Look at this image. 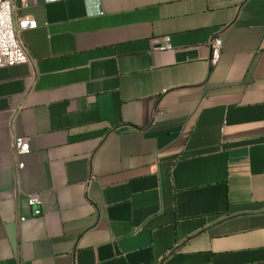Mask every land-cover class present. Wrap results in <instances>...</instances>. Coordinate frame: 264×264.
Listing matches in <instances>:
<instances>
[{
	"label": "crops",
	"instance_id": "0c3cea01",
	"mask_svg": "<svg viewBox=\"0 0 264 264\" xmlns=\"http://www.w3.org/2000/svg\"><path fill=\"white\" fill-rule=\"evenodd\" d=\"M14 16L37 28L29 61L0 68V264H264V0Z\"/></svg>",
	"mask_w": 264,
	"mask_h": 264
},
{
	"label": "built area",
	"instance_id": "2783aa9c",
	"mask_svg": "<svg viewBox=\"0 0 264 264\" xmlns=\"http://www.w3.org/2000/svg\"><path fill=\"white\" fill-rule=\"evenodd\" d=\"M37 28V22L29 17L17 19L14 16V0H0V68L12 67L19 64H25L29 61V56L21 43L20 35L28 30ZM165 45H159V51L171 49L169 38H164ZM211 56L209 63L215 66L220 59L222 40L215 37L210 41ZM28 142L17 137L13 142L14 155L20 157L29 152ZM24 163H19L18 168H23ZM27 203L32 210V216L42 215L41 201L39 196H28ZM26 218H20V222H25Z\"/></svg>",
	"mask_w": 264,
	"mask_h": 264
}]
</instances>
